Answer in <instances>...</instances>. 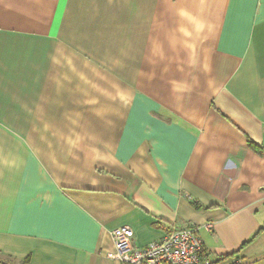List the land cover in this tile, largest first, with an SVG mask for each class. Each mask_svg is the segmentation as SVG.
<instances>
[{"label":"crops","instance_id":"crops-1","mask_svg":"<svg viewBox=\"0 0 264 264\" xmlns=\"http://www.w3.org/2000/svg\"><path fill=\"white\" fill-rule=\"evenodd\" d=\"M123 227L264 264V0H0V259L119 264Z\"/></svg>","mask_w":264,"mask_h":264},{"label":"built area","instance_id":"built-area-1","mask_svg":"<svg viewBox=\"0 0 264 264\" xmlns=\"http://www.w3.org/2000/svg\"><path fill=\"white\" fill-rule=\"evenodd\" d=\"M116 253L113 258L119 264H210L203 257V243L198 228L172 232L161 240L138 248L134 232L123 227L112 233ZM231 264H243L234 259Z\"/></svg>","mask_w":264,"mask_h":264},{"label":"snow or ice","instance_id":"snow-or-ice-1","mask_svg":"<svg viewBox=\"0 0 264 264\" xmlns=\"http://www.w3.org/2000/svg\"><path fill=\"white\" fill-rule=\"evenodd\" d=\"M236 2L237 3H240L241 6H246L250 2V0H236ZM152 110L153 109H151V108L145 107L144 106V103H142V99L138 97L137 98V101H136V106H135V108L132 109V115H133V117H135L137 119L138 123H140V122H147L148 125H154V122H151V121H148L147 120V115ZM160 128L163 129V125H160ZM131 130L132 129H131V126H130V131ZM144 130H146V129L140 128L139 126H137L136 129H135V132L133 134L136 135V136H139L140 133L142 131H144ZM166 131L167 130H165V132ZM172 131L173 132H176L178 130H172ZM163 134H165V133L162 132L161 135H163ZM157 138H158L157 137V134L154 133L153 134V137H149L148 139L156 140ZM125 139L127 140V134L125 136ZM193 143H195V141H193ZM123 153H124V144L121 145V156L122 157H123ZM17 228H18V221L16 219H14L13 222H12V226H11V232L13 234H17V235H19V234H26V233H20V232H18L17 231Z\"/></svg>","mask_w":264,"mask_h":264},{"label":"trees","instance_id":"trees-1","mask_svg":"<svg viewBox=\"0 0 264 264\" xmlns=\"http://www.w3.org/2000/svg\"><path fill=\"white\" fill-rule=\"evenodd\" d=\"M250 146L258 153V154H263V149L254 145L252 142H249ZM260 231H264V228H262ZM0 264H11L9 262H4L3 260L0 259ZM22 264H27V261L22 263Z\"/></svg>","mask_w":264,"mask_h":264},{"label":"clouds","instance_id":"clouds-1","mask_svg":"<svg viewBox=\"0 0 264 264\" xmlns=\"http://www.w3.org/2000/svg\"><path fill=\"white\" fill-rule=\"evenodd\" d=\"M100 158H102V157H100Z\"/></svg>","mask_w":264,"mask_h":264}]
</instances>
